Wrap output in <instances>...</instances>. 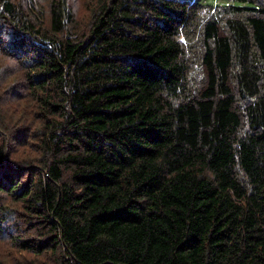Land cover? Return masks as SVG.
Here are the masks:
<instances>
[{"label":"trees","instance_id":"trees-1","mask_svg":"<svg viewBox=\"0 0 264 264\" xmlns=\"http://www.w3.org/2000/svg\"><path fill=\"white\" fill-rule=\"evenodd\" d=\"M0 264H264V0H0Z\"/></svg>","mask_w":264,"mask_h":264},{"label":"rangeland","instance_id":"rangeland-1","mask_svg":"<svg viewBox=\"0 0 264 264\" xmlns=\"http://www.w3.org/2000/svg\"><path fill=\"white\" fill-rule=\"evenodd\" d=\"M214 1V0H213ZM215 1H219V0H215Z\"/></svg>","mask_w":264,"mask_h":264}]
</instances>
